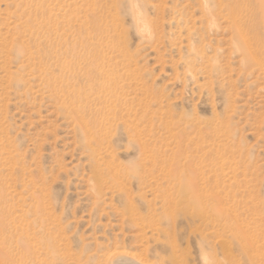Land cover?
Masks as SVG:
<instances>
[{
	"label": "rangeland",
	"instance_id": "374dc122",
	"mask_svg": "<svg viewBox=\"0 0 264 264\" xmlns=\"http://www.w3.org/2000/svg\"><path fill=\"white\" fill-rule=\"evenodd\" d=\"M231 4L0 0V197L31 244L0 264H264V54Z\"/></svg>",
	"mask_w": 264,
	"mask_h": 264
},
{
	"label": "bare ground",
	"instance_id": "6f19581e",
	"mask_svg": "<svg viewBox=\"0 0 264 264\" xmlns=\"http://www.w3.org/2000/svg\"><path fill=\"white\" fill-rule=\"evenodd\" d=\"M231 1H232L231 13L233 15V18L235 20H237V18L242 17L244 14H247L246 16L249 17L250 28H251V29L249 28L248 31L251 30L250 33L253 36L251 38V40H253L255 42L257 50L263 52V54H264V10H261L257 7L256 8L255 7L248 8V6L246 4H243L244 2H242L240 0H231ZM136 18H135V20H137ZM141 19H143V18H141ZM139 20H138V22H139ZM142 23H141V26H142ZM234 23H236V22H234ZM139 26H140V24H139ZM145 26H146V24H145ZM142 27L144 28V26H142ZM242 34L247 35L248 32L246 34L245 29H243ZM76 119L78 120L79 127H80L81 131H83L87 141H89L88 139L93 137L94 134L98 133L99 127H100L98 125V121L90 123L91 114L89 112L86 113V115H78V112H77ZM90 124H92L91 127H90ZM92 129H94V130H92ZM38 203H43V199H39ZM7 204H8V200L6 198L0 197V252H1V250L2 251L5 250V248L7 247V244L14 243L20 252H23V253L29 252L30 253L31 244L28 241V239L24 238L23 235L13 233L12 235L7 236L5 234V228L8 225L6 213H9V211H7V207H6ZM121 253L123 254V252H121ZM118 256H119V258H117V259L114 258V262L116 264H125V263H129V262L134 261L132 258L128 257L126 254L125 255H118ZM139 264H145V263L139 262Z\"/></svg>",
	"mask_w": 264,
	"mask_h": 264
}]
</instances>
